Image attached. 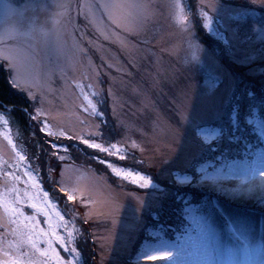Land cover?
Segmentation results:
<instances>
[{
  "label": "rangeland",
  "instance_id": "374dc122",
  "mask_svg": "<svg viewBox=\"0 0 264 264\" xmlns=\"http://www.w3.org/2000/svg\"><path fill=\"white\" fill-rule=\"evenodd\" d=\"M0 64L46 176L0 111V264H86L85 230L93 264H264V119L240 103L264 94V0H0ZM168 185L204 194L171 240Z\"/></svg>",
  "mask_w": 264,
  "mask_h": 264
},
{
  "label": "trees",
  "instance_id": "16d2710c",
  "mask_svg": "<svg viewBox=\"0 0 264 264\" xmlns=\"http://www.w3.org/2000/svg\"><path fill=\"white\" fill-rule=\"evenodd\" d=\"M201 41L203 44L207 45L205 36H203ZM241 84L246 92L243 93V96H245V98L243 97V99L240 100V103L242 104L243 108L242 110L249 111L256 109L259 116L264 119V94H262V90L258 88V85L256 84V82H254L253 79H246ZM248 93H252L251 97L249 98H247ZM28 110V101H26V99H24L21 94L16 93L13 88L9 85L5 77V71L2 65L0 64V111L7 112L12 127L16 130L19 139H24L26 138V135H30L32 139L38 145H40L42 153H40V160L37 161L36 164L37 167L40 168V175L44 181L46 179V176L44 174L45 147L40 138L38 137L39 135L36 133V131L33 132L34 135L30 134L31 127L28 119ZM244 129L247 130L248 133H252L250 130L251 128H249V126L244 125ZM238 132L241 133V131ZM108 136L109 139L114 140L116 136V130H112V133H110ZM248 137L251 139V141L256 140L255 142H260V138L258 136H254V134L253 136ZM65 143L66 146L69 148V157L72 163H85L89 165L90 168L95 169L98 172H101L102 170L103 172L106 171L105 168L99 162L97 163L92 158L94 157V152L89 151V153H87V151L83 150L85 152V156H82L83 153L81 149H74L70 144H68L67 142ZM124 165H127V163H125ZM108 178L110 179L111 176H109ZM112 180L113 178H111L110 181ZM167 188L168 194L160 208V211L158 212L157 218L155 220L151 219L149 222L154 226L153 228L157 230V233L161 235L160 238L171 240L184 228V225L186 223L185 207L187 204H191L193 206H196L198 209L203 210V207L201 208V205L204 202V194L191 189H178L176 187H170L169 185L167 186ZM207 197L209 198V195H207ZM84 238L85 239L78 240V244L80 243V245L83 246L82 251L86 255V264H93V251L87 230H85ZM123 264H131V262L125 260Z\"/></svg>",
  "mask_w": 264,
  "mask_h": 264
},
{
  "label": "snow or ice",
  "instance_id": "6c2138e0",
  "mask_svg": "<svg viewBox=\"0 0 264 264\" xmlns=\"http://www.w3.org/2000/svg\"><path fill=\"white\" fill-rule=\"evenodd\" d=\"M249 59H251V57H249ZM96 109L93 108V111H95ZM43 131V129H41ZM85 144H87V141H84ZM198 145L200 146V150L203 151L204 150V144L202 142L197 141ZM95 148H99V145H92ZM121 159H123V157H121ZM123 171V170H122ZM120 173H117V175H119ZM124 179L129 180L132 184L134 185H138L140 188H146L148 187L152 181L148 179L147 176L141 175L139 172H128L127 174H125L123 176ZM69 199H73V197L69 196ZM45 223H49L48 220H45ZM43 235H48L47 232H42ZM51 239V238H50ZM57 243L61 244V246H64L65 242L63 240V238H57L56 240ZM153 258H155L153 256ZM58 264H60L59 260H58Z\"/></svg>",
  "mask_w": 264,
  "mask_h": 264
}]
</instances>
